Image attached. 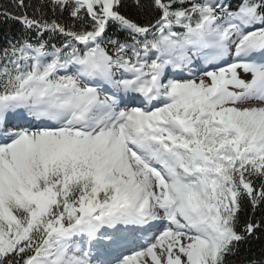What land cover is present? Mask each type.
<instances>
[{
    "label": "snow or ice",
    "instance_id": "snow-or-ice-1",
    "mask_svg": "<svg viewBox=\"0 0 264 264\" xmlns=\"http://www.w3.org/2000/svg\"><path fill=\"white\" fill-rule=\"evenodd\" d=\"M0 23V264H264L241 250L264 0H8Z\"/></svg>",
    "mask_w": 264,
    "mask_h": 264
},
{
    "label": "trees",
    "instance_id": "trees-1",
    "mask_svg": "<svg viewBox=\"0 0 264 264\" xmlns=\"http://www.w3.org/2000/svg\"><path fill=\"white\" fill-rule=\"evenodd\" d=\"M0 3H8V0H0ZM126 15H129L133 19H140L139 15L136 13L134 9H126L124 10ZM142 22V21H141ZM20 32V25L19 24H3L0 23V34H9V35H16ZM122 36V34H121ZM0 46H2V41H0ZM264 245V236H261L260 240H252L249 244H245L241 246L242 252L251 248L252 253H259L261 246Z\"/></svg>",
    "mask_w": 264,
    "mask_h": 264
}]
</instances>
